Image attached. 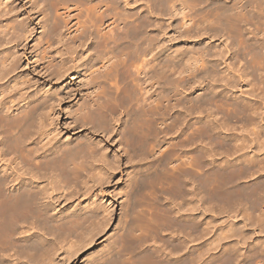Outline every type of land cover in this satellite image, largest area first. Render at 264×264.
Segmentation results:
<instances>
[{
    "label": "bare ground",
    "instance_id": "1",
    "mask_svg": "<svg viewBox=\"0 0 264 264\" xmlns=\"http://www.w3.org/2000/svg\"><path fill=\"white\" fill-rule=\"evenodd\" d=\"M90 1L27 0L35 17L4 21L12 10L3 12L0 0V264H56L59 234L44 242L35 231L48 234L50 223L89 228L92 209L55 218L49 211L77 186L110 179L118 162L91 135L57 139L53 108L69 91L29 94L27 75L13 74L38 24L41 39L29 52L36 68L49 79L80 76L73 130L91 123L107 131L127 109L116 133L136 166L126 193L130 220L104 264H264V0H142L143 14L128 9L140 0ZM221 36L235 40L243 68L213 50ZM55 41L60 51L50 47ZM220 63L224 74L215 79ZM230 121L240 122L238 132Z\"/></svg>",
    "mask_w": 264,
    "mask_h": 264
},
{
    "label": "rangeland",
    "instance_id": "2",
    "mask_svg": "<svg viewBox=\"0 0 264 264\" xmlns=\"http://www.w3.org/2000/svg\"><path fill=\"white\" fill-rule=\"evenodd\" d=\"M96 1L92 0V2L91 1L90 2L92 4L93 3L95 4ZM2 2H3V5H5L3 8L4 9L3 12H6L8 10H12V11H10V13H12V14H10V15L7 14V16L6 15L4 16L5 17L4 21L10 20V19L11 20L23 19V20L27 21V17H31V16L35 17L37 15L36 13L32 12V10L29 6L30 2H27V0H2ZM131 2H132L131 4H134L133 1H131ZM139 2H141L139 5H137L135 3V5H133L134 7L131 6L128 9L133 8L134 11H137L139 13H142V12L144 13L145 9H144V5L142 4V0H140ZM123 3H124L123 1H122V3L120 2V5L121 4L123 5ZM40 17H41V15L39 17H36L34 19V23L38 22ZM105 20L106 21H105L104 25L102 26L103 27L102 31L108 29V27H109L106 25L109 23L108 19H105ZM247 27H249L248 24L243 25V28L247 29ZM41 32H42V27L39 26V24H38V26L35 27V31L31 35V37H29L27 40H23L22 45H25L26 56H22L20 58V60H19L20 66L18 65L19 67L17 68L16 72H14L13 74L21 73V75H27V77L30 79L29 82L31 83V85H34V86H32L33 88H31L32 90L26 89L27 91H29V94H32L33 89L37 90V89H40L42 87L51 88V89H55L58 87L57 89L59 92H61L62 90L69 91L71 97L68 100H64V101L55 103V105H54L55 107L53 108L56 110V112H57L56 114L58 115L57 116L55 114L56 118H54L55 123L57 125V130H59V133H60L58 135L57 139H59V141H61V140L66 141L69 138L75 139L79 136H84L86 134L89 136L91 135L90 137H92L93 139L95 138V140H97V139L100 140L102 147L103 146L106 147L105 153H106V156L109 159V161L111 160L110 162L112 163L114 161L113 159H115L114 156H117L118 162H116L117 164L116 163L114 164V162H113L115 167H113L114 169L111 167V169L109 170V172L112 173V175L109 177L110 179H106L104 181L105 178H103V179H101V181H97V182H96V180H94V182L92 181L91 183L86 185V186H88L87 187L88 189L86 188V186H85V188L81 187V185L77 186V192L75 193L76 195L73 194L72 196H70L69 199H64L63 197H59L60 199L57 198L58 201L57 200H56L57 202L55 201V207L50 210L51 212L49 211V214L53 218H55L57 216H61L63 214V212H64L63 215H69L70 213L73 214V212L76 213L79 210L81 211V213H83V212L86 213L92 209V211L97 215V217L95 216V219L92 221V223L94 225L91 224L90 226H88L89 228H86V229H84L85 227H81L82 229L80 227H78L77 230H75L72 228L70 229V227H66V229L62 228L63 230L62 229L60 230V229L56 228V226L54 227V225L52 223H50L49 224L50 230L48 231L49 232L48 234L44 233L45 231L42 232L41 229H38L41 232L38 230H36L35 232L38 233V236L43 238L44 242H47L49 239L50 240L53 239V237H54L53 235H55L54 238H56V236L58 237V234H59L60 238L58 239L59 241H57L58 246H56L57 250L55 251V256H54V260H53L54 262H56V264H58V263L59 264H94V263L104 264V258H102L104 256V253H107V250L109 251L111 249H112L111 251H113L114 248L115 249L117 248V245H120V247H121V244H122L121 241L122 240H121L120 235L122 234L121 232L124 230V227H125L126 223L128 222L127 220H130V218L128 216L127 217L125 216L126 215V211H125L126 210V202H127V199H126L127 194L126 193H127V190L129 189V187L127 188V186H128L127 184L129 182V180H131V177L133 175V172H132L133 169L132 168H134L136 166H134L133 163L130 162L131 160L126 159L125 152H127V151L124 150V148H126L124 146L125 144H123L124 142L120 138V134L116 133V131L118 132V130L120 129V124H121L122 120L125 118V115H124L125 112L124 111H126L127 109H120L119 113L114 115L115 117L111 121V125L109 126V129L107 131L101 130V129L100 130L99 129L93 130V129H91L92 127H90L91 123L90 124L84 123L83 125L81 124V126L78 129L73 130L72 128L75 124V122H74L75 119L72 118L73 117L72 116L73 115L72 110L73 111L75 110L73 108L75 106H77V101L79 99H81L80 98L81 97L80 76H78V74H76V73L72 74L73 71H71L68 75H66L60 79H55V78L49 79L48 77H46V74L42 73L43 71L38 70L40 68V66H38L39 68H36V63L34 61L35 57H32V58L29 57L30 56L29 52H31L30 50L33 48V46H34L33 44L35 43V41H38L41 39L39 37ZM169 35H171V32H169ZM249 35H250V33L246 30L245 36L247 37ZM224 37L225 36H221V37H219L218 40L212 41L213 42V47H212L213 50L223 51L226 54L225 56H230V58H228L227 61H232V62H234L235 66H241L243 68L245 66L244 65L245 58L240 57L239 60H236L235 58H233V51L235 48L234 45H236L233 43H235V40H233V38L231 39L230 37H227L228 39L227 38L224 39ZM64 40H67V39L63 38V40L59 41L62 44L59 43L58 41H55L54 43H52V45L50 47H54V49H56L57 47L59 48L60 44L63 47V43H64L63 41ZM195 40H197V39H195ZM210 41L211 40H208L206 37L204 39L202 38L203 43L210 42ZM220 41H223L224 44L220 43ZM67 42H68V40H67ZM164 43L171 46V47L174 46L175 44H177L175 42V40H173L171 37H167L164 40ZM181 43H184V42H181ZM190 43H193V41L188 42V44H190ZM225 43L227 45L226 48L224 47ZM14 44H15V42H10L6 46L8 48H12L14 46ZM185 44H187V43H185ZM82 47H83V49H86V51L83 55L86 58H88L90 56L91 48L88 46V44H86ZM82 47L77 48V57H79L80 52L82 51ZM60 48L58 51H60ZM230 52H231V54H230ZM32 54H34V52ZM53 54L57 60L63 57V56L59 55V52H56V51L53 52ZM64 57H66V56H64ZM240 60H241V62H240ZM71 62L72 61L70 60L69 63H71ZM104 63H106V62H104ZM223 65H224L223 63L219 64L218 68L221 67L220 68L221 70L218 71L219 73H217V75L214 77L215 79H216V77L220 76L221 74L222 75L224 74V73L220 72L223 69H225V67L222 68ZM100 66H101L100 63L96 64V67H100ZM96 67H94V68H96ZM113 81L111 80V82H113ZM219 88H221V86H219ZM197 91L198 90H196V92ZM229 93H230V91L225 90V94H227V96ZM220 115L221 114L218 115L217 121L221 119ZM230 122H231L230 125H233V127H234V132H238L240 130V126H241L240 122L239 121H230ZM235 129H236V131H235ZM229 132H233V130H229ZM127 160H128V162H127ZM135 161H137V159ZM145 164L146 163H143V165H145ZM103 166H104V164H103ZM96 168L98 169V167L96 166L92 170L94 171ZM92 170L90 173H92ZM95 172H96V170L92 174L93 175L96 174ZM249 182H251V181H249ZM71 188L72 187L65 188L66 190H64L63 192L65 193L67 190L71 191L72 190ZM91 201H94L95 203L90 205L89 207L84 208L85 205L88 206V202H91ZM167 205H170V204L167 203ZM95 206H97L99 208H96ZM104 206L105 207L108 206L109 213H106L104 211ZM102 207H103V209H102ZM97 209H99V210H97ZM61 212H62V214H61ZM105 218H107L106 221H105ZM100 222L102 223V225H100L101 224ZM92 225H93V228H90ZM92 229H94V230L92 231ZM85 230H86V232H85ZM81 232H82V234H81ZM42 233H44V234H42ZM78 233H80V234H78ZM85 233H86V235H85ZM41 234L43 236H41ZM29 238L30 239L33 238V240L37 239V235L35 236V234H32V236L31 237L29 236ZM63 238H64V240H63ZM119 243H121V244H119ZM71 245H73V246H71ZM60 246H61V248H60ZM67 248H68V250H67ZM118 248H119V246H118ZM69 251L74 252L75 254L71 258L67 259L66 257L68 255V253H70Z\"/></svg>",
    "mask_w": 264,
    "mask_h": 264
}]
</instances>
